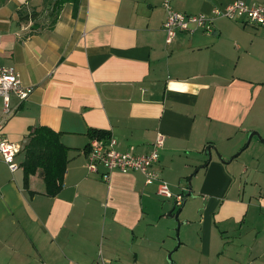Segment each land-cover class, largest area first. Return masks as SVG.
Wrapping results in <instances>:
<instances>
[{
    "label": "crops",
    "instance_id": "0c3cea01",
    "mask_svg": "<svg viewBox=\"0 0 264 264\" xmlns=\"http://www.w3.org/2000/svg\"><path fill=\"white\" fill-rule=\"evenodd\" d=\"M235 1L173 7L211 15ZM79 2L76 17L68 4L45 25L30 15L43 11V0H0V66L34 89L23 103L13 98L5 118L4 133L22 150L13 173L0 159V264H163L149 237L158 183L118 170L105 182L102 166L90 174L92 131L137 153L164 134L157 169L174 196L191 192L183 243L196 264H264V143H248L252 132L264 137V27L222 18L211 35L180 33L168 46L164 0ZM40 126L69 148L56 197L45 194L39 171L24 183V148Z\"/></svg>",
    "mask_w": 264,
    "mask_h": 264
},
{
    "label": "built area",
    "instance_id": "2783aa9c",
    "mask_svg": "<svg viewBox=\"0 0 264 264\" xmlns=\"http://www.w3.org/2000/svg\"><path fill=\"white\" fill-rule=\"evenodd\" d=\"M163 6L167 14L163 30L166 34L165 43L168 46L174 43L180 33L193 35L202 30L211 35L212 24L222 18L230 20L242 18L248 24L264 27V0L253 4L236 0L224 8L214 9L211 15L180 13L174 9L173 0H164ZM33 91L32 87L23 85L21 75L15 68L0 66V159L12 173L19 169L16 157L22 147L18 143L11 142L4 133L5 118L13 114V98L23 103ZM164 145L165 135L162 133H158L148 153H137L133 146L124 151L120 150L119 142L113 135L104 139L94 137L90 139L86 151V168L90 174H98L100 167H104L105 171L100 176L105 182L110 180L111 173L115 170L122 173L140 172L145 177L146 185L158 183L159 195L171 199L174 195L168 183L161 179L157 169ZM175 198L177 205H181L183 196L177 195Z\"/></svg>",
    "mask_w": 264,
    "mask_h": 264
},
{
    "label": "trees",
    "instance_id": "16d2710c",
    "mask_svg": "<svg viewBox=\"0 0 264 264\" xmlns=\"http://www.w3.org/2000/svg\"><path fill=\"white\" fill-rule=\"evenodd\" d=\"M51 6L53 20L50 25H55L60 17L64 6L71 4L73 6V16H77L79 0H45ZM34 14L33 16H36ZM22 19L29 18V15L22 14ZM91 138H106L107 133L102 131H92ZM26 160L23 164L24 183L29 186V180L32 175L38 171L41 173L45 182V194L50 197H56L64 187V177L68 165L69 148L60 140L59 133L49 127L40 126L32 130L29 135V142L24 148Z\"/></svg>",
    "mask_w": 264,
    "mask_h": 264
},
{
    "label": "rangeland",
    "instance_id": "374dc122",
    "mask_svg": "<svg viewBox=\"0 0 264 264\" xmlns=\"http://www.w3.org/2000/svg\"><path fill=\"white\" fill-rule=\"evenodd\" d=\"M43 11L39 13L36 16H33L34 14H37L35 10L30 12V15L32 18L37 17L39 15L44 16L43 23L45 25L51 24V21L53 20V15L51 14V6L43 0ZM62 12V11H61ZM61 14V13H60ZM260 31H264V29H260ZM260 48L264 49V36L263 40H261ZM259 43H256V47ZM255 47V49H256ZM256 54V52H255ZM264 55L263 53H260ZM264 74L261 76V80H264ZM259 101L264 102V87L263 90L260 93ZM264 108V103H263ZM252 133H258V135L254 136L253 139L256 137L258 138L262 143H264V137L262 135L255 131ZM251 135V134H250ZM249 138V137H248ZM252 139V140H253ZM189 185V181L188 184ZM189 191L183 195V199L188 200L191 196L188 195ZM160 197V196H159ZM176 196L172 199H166L164 197H160L159 200L161 201V205L157 206L159 214L157 215V218L154 221V225H156V228H154L150 234V238L153 242L156 243L159 254L161 256V260L163 261V264H196L197 260L195 259L199 258L198 254L196 253L192 255L188 249L184 246V240L187 239V227L185 223V205L183 206H176ZM165 203L170 204L171 208L168 210ZM167 204V205H168ZM184 210V213L182 212ZM184 216V219H183ZM169 255H172L171 260L169 259ZM160 258V257H159ZM158 262V260H157ZM158 264H162L159 263Z\"/></svg>",
    "mask_w": 264,
    "mask_h": 264
},
{
    "label": "water",
    "instance_id": "95a60500",
    "mask_svg": "<svg viewBox=\"0 0 264 264\" xmlns=\"http://www.w3.org/2000/svg\"><path fill=\"white\" fill-rule=\"evenodd\" d=\"M256 135H258V133H251V135L249 136V139H248V143H250V141L252 140V138H253L254 136H256ZM107 144H109V143H107ZM208 153H209V155H210V157H211V152H210V150H208ZM220 160H221L222 162H225L221 157H220ZM190 182H191V178H190V180H189V185H190ZM189 188H190V187H189ZM189 194H191V192H190ZM185 201H186V199H183L182 205L185 203ZM171 258H172V255H169V259H170V260H171ZM172 264H174V263L172 262Z\"/></svg>",
    "mask_w": 264,
    "mask_h": 264
}]
</instances>
